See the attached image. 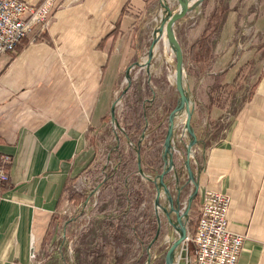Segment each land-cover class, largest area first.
Listing matches in <instances>:
<instances>
[{"label": "crops", "instance_id": "obj_1", "mask_svg": "<svg viewBox=\"0 0 264 264\" xmlns=\"http://www.w3.org/2000/svg\"><path fill=\"white\" fill-rule=\"evenodd\" d=\"M153 1L57 0L39 38L0 56V152L11 157L0 264H32L62 198L86 183L96 155L90 134L110 112L119 71L140 52L141 18ZM242 53L249 55L222 68L236 73L247 62L243 70L254 76L223 134L204 141L192 167L199 202L206 188L230 197L228 227L245 234L237 264H264V45Z\"/></svg>", "mask_w": 264, "mask_h": 264}, {"label": "rangeland", "instance_id": "obj_2", "mask_svg": "<svg viewBox=\"0 0 264 264\" xmlns=\"http://www.w3.org/2000/svg\"><path fill=\"white\" fill-rule=\"evenodd\" d=\"M218 2L221 3L223 9L219 13L221 18L214 20L207 31L206 42L210 46L208 58L205 56L198 60L191 59L190 46L200 37ZM160 3L161 0H155L146 6L137 37L140 52L137 55L134 54L129 63L135 60L143 62L146 58L148 46L163 13ZM176 6L177 1L170 0V7ZM174 30L184 53L185 77L194 104L191 123L199 139V143L193 148L195 158L192 157V160H199L197 152L204 151L206 147L204 141L212 143L223 134L224 128L230 122L235 108L244 97L254 76L245 68L234 80L235 70L232 68L228 71V67L226 69L222 67H226L234 60H242L245 55L247 57L249 53H242V49L248 50L252 47L258 49L264 45V0H200L175 22ZM163 46L160 43L149 68L146 65L136 64L130 69L129 82L125 78L126 67L119 71L113 84L112 100L115 98L117 100L115 114L122 128L111 122L110 113L107 110L104 120L101 121V127L95 133L90 134L91 141L96 147L93 169L82 175V180L86 182L84 185L74 187L83 193L84 198L79 203L71 201L66 204L63 211L59 213L58 219L47 230L45 239L34 247L32 264H91L89 251L106 239L110 230L106 217L119 214L123 208V195L127 187L131 184L138 186L134 178L127 175L121 186L116 187L115 183L110 184L109 188L114 190L112 198L100 205H95L99 181L102 178L110 181L108 173L115 161L113 148L118 139L125 152L128 151L130 145H133V142L140 140L144 161L162 147L168 113L176 104L179 95L174 84V54L173 60H168ZM201 50L199 45L196 46V54L194 52L193 55L198 56ZM171 51L170 55L173 49ZM127 84V89L123 91ZM134 107L137 108L135 123L138 124V129L134 133L135 139H130L132 143L130 144L124 133L123 118ZM141 113L145 116L144 119ZM182 127L183 123L175 124L173 137L175 160H177L176 154L181 153L180 147L182 148L188 138L183 133ZM143 131L144 136L142 137ZM155 160L158 165L160 156L157 155ZM144 161L141 164L144 171L150 175L154 174L155 171L146 170ZM178 176L179 182L183 183L181 195V206H183L193 185L190 181H186L187 173L184 170ZM140 178L145 184L148 196L147 201L141 203L137 210L141 214L138 215V219L142 218L144 211H147L150 217L156 218L153 207L154 184L142 175ZM169 179L170 188L175 192L174 179ZM196 194L191 201L188 215L187 227L190 231L193 228L199 206ZM161 199L165 203V197L162 196ZM159 215L161 228L156 240L150 244L149 238L140 236L143 238L142 242H136L126 252L127 259L124 264H132L137 257H140V264H148V255L150 256L149 264H164L166 248L177 236V232L167 223L161 210H159ZM141 226L140 223L139 227ZM185 249L187 256L184 261L186 262L190 261L193 252L191 241ZM143 252L145 255L142 254Z\"/></svg>", "mask_w": 264, "mask_h": 264}, {"label": "water", "instance_id": "obj_3", "mask_svg": "<svg viewBox=\"0 0 264 264\" xmlns=\"http://www.w3.org/2000/svg\"><path fill=\"white\" fill-rule=\"evenodd\" d=\"M177 6L172 8L168 3H161L163 7V13L158 21V31L164 33L167 36L168 42L170 43L174 59H175V76H174V84L175 88L178 91V99L174 107L168 113L167 127L163 137L162 142V153L161 156L163 158V169L161 172H155L150 175L148 172L144 171L142 168L141 162V153H140V140L136 142L135 151H136V159L138 162V172L140 175L146 177L149 181L153 182L155 187V193L153 197V207L156 213V221H157V229L153 239L150 241V244L157 238L160 228H161V218L159 215V210L162 211V215L165 217V220L169 225H171L177 232V236L172 240L169 246L166 248L164 254V264H189L187 261H184V258L187 256V251L183 246V241L187 235L188 227L187 222L189 218V209L190 204L198 191L199 182L196 177L195 171L192 167V157L194 156L193 148L196 144L199 143V139L197 137V133L195 132L192 123L191 117L193 113V99L190 97L189 89L186 82L185 77V68H184V53L182 46L176 36L174 30L175 22L180 19L182 16L186 14V12L194 5L200 2V0H194L192 3L189 0H176ZM155 42V37L151 39V42L147 49V56L143 62L139 60H135L132 63L128 64L125 68V78L129 82L130 77V69L136 65H146L148 66L152 54H153V45ZM128 87V84L125 86L123 91H125ZM116 98L112 100L110 105V119L111 122L118 124L115 114V105ZM184 109L185 111V120L183 122V133H185L188 138L185 141V144L180 147L179 154L177 155V160L174 158V132H175V116L179 110ZM118 126H120L118 124ZM120 128H122L120 126ZM125 133V129H124ZM127 141L131 143L130 138L126 135ZM141 136H144V131ZM185 171L187 173V180L190 181L193 185L192 190L188 194L185 204L181 206V195L183 189V183L179 182V173L181 171ZM165 174L169 176L164 178ZM169 178H173V184L175 188V192L172 191L169 185ZM162 196L165 197V203L162 201ZM150 256H147V263L149 264Z\"/></svg>", "mask_w": 264, "mask_h": 264}, {"label": "trees", "instance_id": "obj_4", "mask_svg": "<svg viewBox=\"0 0 264 264\" xmlns=\"http://www.w3.org/2000/svg\"><path fill=\"white\" fill-rule=\"evenodd\" d=\"M222 9L223 8L221 3L218 2L214 7L207 21V25L201 33L200 37L192 42L189 49L191 59L198 60L201 59V57L205 56L206 58H208L207 55L210 51V46L209 43L206 42V38L208 37L207 31L209 27H211V23H213L214 20H219L221 18V15L219 13ZM20 44L18 45V48L20 47ZM198 45L202 48V50L201 52H199L198 56H195L193 54L195 52V47ZM247 65L248 63L245 62L242 66H240L233 77L234 80L238 78L239 74H241L244 67H247ZM136 111L137 108L134 107V109L128 111L123 118L125 133L132 140L135 139L134 133L138 129V124L135 123V119L137 118ZM142 116L144 119L145 116ZM135 145L136 143L133 142V145H130L128 151L125 152L122 148L121 141H119L117 146L113 148L115 161L112 163L111 169L108 173L110 181L108 182L103 178L99 181L100 185L97 190L98 192L96 193L95 205H100L101 203H104L112 198V193L114 192V190L109 188L110 184L115 183L116 187L121 186L127 175H130V177L134 178L138 186L131 184L129 187H127L123 195V208L121 209L119 214L106 217V220L108 221L107 225L110 230L106 239L101 241L95 248L89 251L91 264H124L127 259L126 252L131 249L136 242H142L144 237L149 238L150 241L155 235L157 229L156 218L150 217L147 211H144L142 213V218L138 219V215L140 214V212H137V210L141 203H145L147 201L148 195L145 184L142 182L139 173H137L138 162L136 159V151L134 147ZM140 153L142 162L144 161L142 148H140ZM161 153L162 147L157 149L156 153L151 154V156L144 161L147 171H162L163 158L161 156ZM156 154L160 156L158 165L156 164L155 160L157 156ZM119 174L121 175L120 177ZM167 177L168 174H165L164 178ZM83 198L84 195L82 192L72 191L70 194L65 195L62 200H64L63 202L66 206V204L71 201L76 203L81 202ZM140 223L142 225L141 228L139 227ZM140 236L143 238H141ZM146 253L148 254V252ZM142 254L145 255L144 252ZM140 261V257H137L135 260H133L132 264H140Z\"/></svg>", "mask_w": 264, "mask_h": 264}, {"label": "built area", "instance_id": "obj_5", "mask_svg": "<svg viewBox=\"0 0 264 264\" xmlns=\"http://www.w3.org/2000/svg\"><path fill=\"white\" fill-rule=\"evenodd\" d=\"M56 2L40 0L31 4L23 0H0V56L14 54L26 37H39ZM10 160L9 154L0 152V199L4 197L3 188L9 179ZM229 201L224 191L204 190L193 228L183 241L185 248L190 241L193 244L189 264H237L245 234L228 227Z\"/></svg>", "mask_w": 264, "mask_h": 264}, {"label": "bare ground", "instance_id": "obj_6", "mask_svg": "<svg viewBox=\"0 0 264 264\" xmlns=\"http://www.w3.org/2000/svg\"><path fill=\"white\" fill-rule=\"evenodd\" d=\"M193 1L194 0H189L190 3H192ZM162 2L163 3H168L170 5V0H161V3ZM161 3H160V5H161ZM157 28H156V30L154 32L155 42H154V45H153V50H152L153 54H152L151 61H152L153 57L156 55V53H157V51L159 49L160 43L164 45L163 48H164V52H165L166 58H168V60L170 59V61H171V60H173V53H171V55H170L169 52H172L171 51L172 47H171L170 43L168 42L167 36L164 33V31L160 33ZM151 61H150L149 65L146 66V67L149 68L151 66ZM184 115H185L184 109L179 110L177 112L176 116H175V122L176 123H183L184 120H185Z\"/></svg>", "mask_w": 264, "mask_h": 264}]
</instances>
